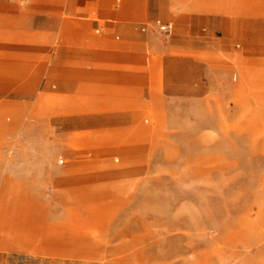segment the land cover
<instances>
[{"label": "rangeland", "instance_id": "obj_1", "mask_svg": "<svg viewBox=\"0 0 264 264\" xmlns=\"http://www.w3.org/2000/svg\"><path fill=\"white\" fill-rule=\"evenodd\" d=\"M1 1L0 43L30 42ZM231 2L238 33L152 57L132 127H57L0 51V264H264V0Z\"/></svg>", "mask_w": 264, "mask_h": 264}, {"label": "crops", "instance_id": "obj_2", "mask_svg": "<svg viewBox=\"0 0 264 264\" xmlns=\"http://www.w3.org/2000/svg\"><path fill=\"white\" fill-rule=\"evenodd\" d=\"M231 1L3 0L9 27L22 26L30 42L0 43V51H23L30 58L25 65L44 74L32 97L53 94L57 127H132L151 108L145 105L153 99L151 87L144 85L157 67L152 57L202 49L221 33H238ZM158 20L171 23L172 31L165 33ZM35 54L48 58L33 60ZM171 59L166 56V68ZM98 117L119 122L99 123Z\"/></svg>", "mask_w": 264, "mask_h": 264}, {"label": "built area", "instance_id": "obj_3", "mask_svg": "<svg viewBox=\"0 0 264 264\" xmlns=\"http://www.w3.org/2000/svg\"><path fill=\"white\" fill-rule=\"evenodd\" d=\"M158 23L160 24L161 29L165 33H170L172 31V25H171V23H163L161 20H158ZM60 162H63V158L60 159Z\"/></svg>", "mask_w": 264, "mask_h": 264}, {"label": "bare ground", "instance_id": "obj_4", "mask_svg": "<svg viewBox=\"0 0 264 264\" xmlns=\"http://www.w3.org/2000/svg\"><path fill=\"white\" fill-rule=\"evenodd\" d=\"M172 25V24H171ZM172 28H173V26H172Z\"/></svg>", "mask_w": 264, "mask_h": 264}]
</instances>
